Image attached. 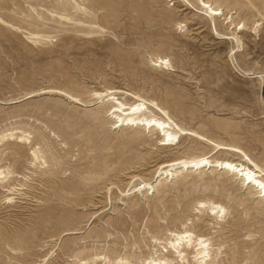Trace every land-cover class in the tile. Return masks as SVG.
Here are the masks:
<instances>
[{
    "label": "rangeland",
    "instance_id": "obj_1",
    "mask_svg": "<svg viewBox=\"0 0 264 264\" xmlns=\"http://www.w3.org/2000/svg\"><path fill=\"white\" fill-rule=\"evenodd\" d=\"M77 1L78 9L64 0H0V132L30 131L47 160L35 164L33 145L17 137L0 145V166L13 173L0 180V264H77L95 254L102 259L88 264H108L126 252L141 264L164 249L151 245V235L163 241L167 228L184 227L173 218L189 215L197 233L208 234L215 248L222 243L217 261L248 264L254 250H264V206L239 182L205 180L226 175L222 170L208 169L186 185L177 176L151 194L131 190L142 179L155 181L163 161L213 146L185 138L177 148H160L155 138L114 128L106 114H93L104 106L93 91L150 93L178 123L238 143L264 165V0H220L235 24H247L227 30L229 20L217 19L221 33L237 28L241 48L216 34L188 0ZM151 52L174 67L153 66ZM206 198L227 206L220 223L198 221L190 209ZM158 226L166 229L156 232Z\"/></svg>",
    "mask_w": 264,
    "mask_h": 264
},
{
    "label": "bare ground",
    "instance_id": "obj_2",
    "mask_svg": "<svg viewBox=\"0 0 264 264\" xmlns=\"http://www.w3.org/2000/svg\"><path fill=\"white\" fill-rule=\"evenodd\" d=\"M64 1L65 2L61 3L64 6L71 5L72 7L77 8V9L80 6L77 0H64ZM192 1L193 0H188V2L191 5L196 7L199 11L203 12V15L207 17V18L205 17L206 22L208 20V22H211L212 24H214L216 34L220 35V37L224 39L233 40L236 43V46L238 48H241L243 46L242 38L241 36H239L238 34L239 31L237 30V28L233 30L231 33L230 32L221 33L223 31L221 30L220 32L218 30L217 28L218 20L217 19H220L222 16H224V20H229L227 21L229 22L227 30L233 29L231 28V26L235 24L233 17L232 16L228 17L230 13L228 12V14H225L223 12V8H222V4L220 3V0H195L197 5L194 3L195 1L194 2ZM226 1L232 2V3L234 2V5H237L235 4L236 0H226ZM238 5L240 8H242L245 4L242 2H239ZM165 19L167 20V17ZM235 26L237 27L240 26L239 27L240 30H243V29L247 30L246 28L247 24L245 22H242L241 20L240 22L238 21V23H236ZM253 29H256L254 25H253ZM149 59L153 66L159 67L162 70H170L174 67V65L172 64L171 58H169L167 55H163V54L156 53V52H151L149 54ZM152 89H154V87H152ZM117 91L118 90L113 88V86L112 87L108 86L106 90L104 91H98V90L93 91V95L96 96V99H99L100 103L104 104L102 108L100 109L98 108L97 112L93 113L94 115L96 114V118H100L102 113H104L107 116L106 118L109 119L108 122H112V126H114V128L130 129L133 132L132 133L133 135H140V136L146 135L149 139L155 138V142L157 143L156 145H158V147L160 148H167V149L177 148L181 144V141L185 138L187 139L191 138L192 141H196V143L198 142L199 144L201 143L200 141L204 140L210 143L211 144L210 146H213V148H211L209 151L207 150V152H205L204 149H203L204 151L202 150V152L200 153H193L192 151H188L186 153L183 152L182 154L184 155L183 157L179 156L178 158L174 157L175 159L163 161L160 165L158 164L159 166L157 170L155 169L156 174L158 173L157 179L152 182H148L142 179L141 182L135 183L134 186L131 187V190L133 192H145L146 190V192L150 193L151 191L152 192L158 191L159 186H164L165 188L167 187V185H165V182L163 181H166L169 179H171L172 181V179L177 176L180 179L179 183L182 185H186L190 181L189 177H192L194 179L204 177L206 174L205 172L206 170L214 168V169H220V171L222 170L226 175H223V174H220V175L213 174L211 176L207 175L205 177V180L209 184H214V183L218 184L219 182L228 183V181L239 182L240 186L238 189L247 188L249 192H247L246 194L252 197L251 200L255 202V199H256V202L258 201V204L261 207L264 206V165L258 162V159L257 160L254 159L248 150L243 148L238 143L231 142V141L227 142L223 139L222 140L219 139V137L214 138L213 136H210L208 133L204 132L203 130L202 131L199 130L200 128L198 130L192 129L190 127L182 125L183 122L182 124L178 123L180 121L177 120L178 121L177 122L174 119V116H172L171 112L167 109V105L164 106L165 104L164 105L161 104L156 99V97L151 95L150 93L147 95H144L145 93L142 94L140 93V91L139 92H135V91L128 92L127 91L125 93L123 92L122 94L120 93V95H118L116 93ZM65 92L66 94H69L71 97L75 99H78L80 97V96L78 97L77 94L76 95L73 94L72 92H69V91H65ZM151 107H155L157 108V110H151ZM13 137H17L18 139L25 140V142L26 141L30 142V144L33 143L31 139L30 131H27L26 129H22L21 133H19V132H15L13 129L10 131L3 130L0 132V145L6 139L11 140V138ZM11 143L13 142H8V143L6 142L7 145L17 144V143L15 144H11ZM36 145L37 144H34L32 146V154L35 160L34 163L39 166V165L45 164L47 160L45 158V151L43 150L42 146L40 145L36 146ZM222 150H224V153L226 155H223V156L220 155L215 158H213L214 157L213 155H210L213 151H216L217 153L219 151L222 152ZM193 172H198L199 174L194 176L192 174ZM11 173L12 171L9 170V167L2 168L0 166V180H5ZM243 201L244 200H239V203L242 204ZM195 203L197 204L190 206V209L198 210L197 214H195V217L197 218L198 221H205L207 218H210L209 224L211 222L218 224L220 223L219 220L225 219L227 216V206L220 199H216V198L199 199ZM248 208L257 210V211L260 209L259 207L255 206V204L253 205L250 204ZM198 213L202 215H199ZM249 213L248 215L250 216H255L256 214V213L255 214L254 213L249 214ZM189 216L188 218H186V216L183 218L174 217L173 219L176 221L182 222L184 227L182 230H172V229L167 228V230H170V232H169L168 237L164 239L163 241H162V238L158 237L157 235H153V236L151 235L152 240H153L152 241L153 243L151 245L157 246V247L159 245V246H162V248L164 249H159L158 247L155 252L150 253L147 257L144 256L146 258L143 260L141 264H191V259L189 257L190 255H192L193 264H224L223 262H219L216 260L220 255V252H221L220 249H221V246H223L222 243L219 244V246L215 248L216 244H214L210 240L208 234L196 232V229L197 227H199V224L189 225L188 222H186V219H190ZM165 229L166 228L164 227L158 226L156 232H163ZM191 247H193L194 250L190 252L189 248ZM126 253H124L123 255L120 254V255L115 256L112 263L111 261L107 263L108 264H133L129 260V257H128L129 254L127 255ZM101 259H102V256L100 257L99 254H95L91 256L89 259L80 260L77 264H88L89 261L96 262ZM104 259H106V256H104ZM250 259L251 261L248 264H264V250L263 249H261L260 251L254 250V252L250 254ZM236 262L237 264H241L240 259L236 260Z\"/></svg>",
    "mask_w": 264,
    "mask_h": 264
}]
</instances>
